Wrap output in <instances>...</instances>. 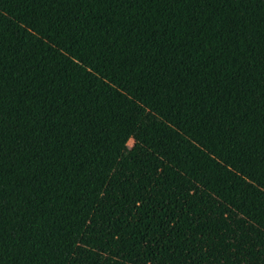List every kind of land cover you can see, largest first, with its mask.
I'll return each mask as SVG.
<instances>
[{
	"label": "trees",
	"instance_id": "trees-1",
	"mask_svg": "<svg viewBox=\"0 0 264 264\" xmlns=\"http://www.w3.org/2000/svg\"><path fill=\"white\" fill-rule=\"evenodd\" d=\"M131 140L264 232V0H0V264H69Z\"/></svg>",
	"mask_w": 264,
	"mask_h": 264
},
{
	"label": "rangeland",
	"instance_id": "rangeland-1",
	"mask_svg": "<svg viewBox=\"0 0 264 264\" xmlns=\"http://www.w3.org/2000/svg\"><path fill=\"white\" fill-rule=\"evenodd\" d=\"M69 264H264V232L131 140Z\"/></svg>",
	"mask_w": 264,
	"mask_h": 264
}]
</instances>
